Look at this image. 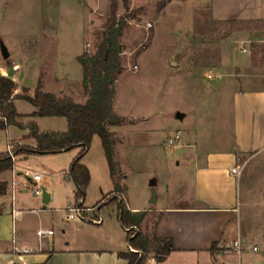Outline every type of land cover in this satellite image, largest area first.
I'll list each match as a JSON object with an SVG mask.
<instances>
[{
    "label": "rangeland",
    "instance_id": "374dc122",
    "mask_svg": "<svg viewBox=\"0 0 264 264\" xmlns=\"http://www.w3.org/2000/svg\"><path fill=\"white\" fill-rule=\"evenodd\" d=\"M56 3L57 0L50 5L45 0H0V43L4 42L10 52V58L5 60L0 51V74L6 76L10 65L18 72L21 70L23 77L17 81L15 94H21L23 88L33 93L41 80L45 92L58 97L61 91L65 92L64 96L71 93L73 99L82 102L84 92L74 84L83 76L77 55L96 52L109 18L111 1L63 0L61 10L58 8L62 13L58 29ZM118 5L117 18L124 17L126 22L120 39L124 71L117 81L114 111L126 117L121 116L125 118V126L112 129L115 161L131 205L154 207L152 198L165 194L168 175L182 172L176 165L184 163L183 156L187 152V148L182 147L186 137L183 132L199 121L194 117L198 115L194 103L207 101V117L215 123L220 118L229 122L231 111L216 100L214 91L221 80L225 84L237 73L239 83L245 82L249 78L248 67L252 74L263 75L260 81L264 82V25L214 23L210 17V0H129V11L124 9L122 0H118ZM43 14L50 15L55 22L51 31L41 29ZM147 24L152 25L149 30ZM242 45L248 53L239 51ZM211 70L219 75L217 79L206 78ZM62 77L72 82L68 89L60 83ZM14 103L23 114H29L23 115L20 123L36 122L41 132L67 131L65 119L33 118L32 105L20 100ZM179 113L187 117L179 120ZM138 123L142 126L132 131V125ZM123 131L125 141L120 144ZM177 132L181 133L178 146H169L168 139ZM14 134L11 137L14 138ZM6 137L5 130H0V153L7 150ZM20 142L22 149L34 145L32 140ZM216 143L211 146L220 148L221 143ZM102 150L100 139L95 137L82 162L89 161L93 172L83 203L85 209H92L100 201V188L105 193L112 189ZM77 154L78 150L74 149L55 155L31 154L17 158L16 165L37 171L42 176L40 186L52 194L51 202L41 211L48 223L54 216L62 219L67 206L76 203L75 185L72 180L67 181V176ZM239 165L243 166L238 180L241 230L251 236L240 258L233 255L227 259L222 255L217 264H264V149L247 156ZM7 179L10 180L9 176ZM153 181L159 182L157 187H151ZM11 194L9 191L3 198L5 205L11 204ZM108 195L102 200L106 205L115 197ZM16 202L17 209L44 206H40L42 197H34L30 191L19 194ZM93 209L99 211L105 221L109 215L116 217V208L100 210L96 206ZM86 210L87 217L94 214ZM31 218L34 222L31 220L28 227L36 229L38 219ZM154 222V218H150L143 230L153 227Z\"/></svg>",
    "mask_w": 264,
    "mask_h": 264
},
{
    "label": "crops",
    "instance_id": "0c3cea01",
    "mask_svg": "<svg viewBox=\"0 0 264 264\" xmlns=\"http://www.w3.org/2000/svg\"><path fill=\"white\" fill-rule=\"evenodd\" d=\"M45 1L47 5H50L54 4L56 0ZM56 4L58 29L62 19V13L58 8L61 10L63 0H57ZM209 8L211 20L217 24L241 22L264 25V0H210ZM54 27L55 22L52 21L50 15L43 14L41 29L51 31ZM254 46L258 45L254 43ZM82 54L77 55V58ZM15 69L13 80L17 84L23 74L20 72L21 70L18 72L16 67ZM246 71L249 78L245 82L239 83L238 78L235 77L237 73H235L232 75L233 80L225 84L221 80V83L214 89L216 98H218L216 100L231 111L232 116L229 122L220 118L215 123L214 120L207 117L205 112L207 101L202 100V104L199 101L194 103L193 107L198 108V115L194 114V117L199 121L195 122L191 129L187 128L183 132L186 137L182 147L187 148V152L183 156L184 163L176 165L182 172L168 175L165 182V194L162 197H157L155 206L134 207L131 205L127 193L124 194V199L131 212H147L142 230L145 223L150 218H154L153 227H144V232L150 235L156 234L160 239L173 241L175 251L159 264H217L218 258L222 255L227 259L233 256L227 251V245L230 242L241 239L245 245L251 236L241 230L238 180L232 175V170L247 156L257 154L264 149V82L260 81L263 75L252 74V69L248 67ZM5 75L7 76V73ZM69 81L68 77L60 79V83L66 89L72 85V82ZM74 84L84 92L83 76L81 81ZM64 94L65 92L61 91L62 97ZM68 96L74 98L71 93ZM83 96L82 102L74 100L79 104H84L87 100L85 92ZM15 106L21 116L29 115L23 114L16 103ZM34 112H36L35 108L30 115ZM121 116L126 117L125 115ZM143 121L141 122L143 123ZM142 123L133 124L132 131L138 130ZM206 123H208L207 127ZM124 124L125 122L117 127L121 128ZM117 127H112L111 133L112 129ZM5 132L7 135L6 147L9 144L23 141L28 134L26 130L13 126ZM14 132L15 137L13 138L11 136ZM224 134L226 135L224 136ZM124 138L123 131V136L118 142L123 144ZM216 142L221 143L220 148L211 146H214ZM33 143L34 145H30L31 148L35 147V142L33 141ZM75 149L79 153L80 149ZM102 152L104 155L103 150ZM82 164L89 169L92 181L93 172L89 161ZM24 169L16 165L14 170L5 172L0 178V181L6 182L9 186L13 182L19 183L15 194L16 201L19 194L28 192V185L25 181L19 182L18 180L19 178L24 179L22 175ZM8 176L10 180L7 179ZM71 180L75 185V197L76 184L70 173L67 176V181ZM158 184L159 182L156 181L154 187H157ZM122 185L124 186V181ZM113 189V183L112 189L106 193L100 188L102 196L100 201L112 193ZM50 195L49 202L53 198L52 194ZM6 196L8 194L0 196V264H127L125 260L118 257L119 253L129 250V245L127 230L119 222L116 207H111V209L116 208V217L109 215L108 220L105 221L100 215L103 219L100 225L67 220L66 214L62 219L59 216H54L52 222L48 223L41 215V211L45 209L44 206L38 209H25L24 207L17 209L15 205L19 212L13 214V196L11 194V204L5 205L3 198ZM40 206H42V202H40ZM32 216H36L38 219L36 229L28 227L31 220L34 222ZM39 229L52 230L53 235L40 240L36 235ZM213 245L216 246L212 250ZM26 250H31L33 253L25 254ZM223 264L231 263L224 262Z\"/></svg>",
    "mask_w": 264,
    "mask_h": 264
},
{
    "label": "trees",
    "instance_id": "16d2710c",
    "mask_svg": "<svg viewBox=\"0 0 264 264\" xmlns=\"http://www.w3.org/2000/svg\"><path fill=\"white\" fill-rule=\"evenodd\" d=\"M110 14L103 33L96 45V52L89 55L86 52L78 57V62L83 69V88L87 96L84 104L77 103L70 96L58 97L51 92L43 90L42 81L33 93L30 89L23 88L21 94L14 80L0 74V129L8 130L17 127L26 130L25 140H33L35 147L18 150L16 155L31 154H60L79 148L80 151L71 163L70 173L76 184L75 200H83L91 181L89 169L82 164V159L87 155L95 137L101 141L107 161L110 179L114 189L108 196L114 199L108 204L100 203L97 207H116L117 216L121 226L127 230V243L135 252L126 251L118 254L127 264H147L149 257H154L162 263L175 251L173 241L160 239L156 234L150 235L142 230L147 212L133 213L128 209L124 200L126 188L120 180V170L115 161L114 137L112 127H117L125 119L114 111V99L117 93V81L124 71L123 48L120 42L122 27L126 22L124 17L117 18L118 0H110ZM123 7L129 11V0H122ZM222 25H244L261 23H219ZM15 100H21L32 105L36 112L33 118H60L67 121L66 132H41L36 122L27 125L20 123L21 116L15 106ZM14 162L5 153H0V178L8 171L13 170ZM10 186L0 181V196L8 194ZM104 200V199H103ZM106 205V206H105ZM137 230V231H135ZM216 245H213V248Z\"/></svg>",
    "mask_w": 264,
    "mask_h": 264
},
{
    "label": "built area",
    "instance_id": "2783aa9c",
    "mask_svg": "<svg viewBox=\"0 0 264 264\" xmlns=\"http://www.w3.org/2000/svg\"><path fill=\"white\" fill-rule=\"evenodd\" d=\"M151 27H152L151 24H147L146 25V29L147 30H149ZM239 51H241L242 53H248L247 48H245V46H243V45L239 48ZM135 69H137V67H135ZM218 76L219 75H217L215 73V71H212V70L209 71L206 74V78L208 80H215V79L218 78ZM180 139H181V133L177 132L174 137L168 139V145L176 147V146H178V143H179ZM22 148H23V143L22 142L9 144L7 146L6 153L9 155V157L14 162L13 170L15 169L17 158H18V156L16 155V152L18 150H21ZM242 171H243V166L238 165L232 170V175L237 180H240V178L242 176ZM22 175L24 177L25 183L28 185L27 191L28 192L30 191L34 197L41 196L43 188H44L43 186H40V184L42 182V176L37 171H35V170H33L32 168H29V167H27V168H25L23 170ZM17 187H19V183H17V182H13L10 185V191H11L12 196H13V214H16V213L19 212L15 208V205H16V203H15L16 202V195L15 194H16ZM83 203H84L83 200H78V201H76L75 204L68 205L67 209L65 210L66 219L67 220H78V221H82V222H88V223H94L96 225H100L102 223L103 219L98 214L99 211H97L96 209H91L89 211L90 212L94 211V214H92L91 217H87L85 215V212L87 210L83 206ZM36 235L41 240L42 238H44L46 236L53 235V231L52 230L39 229L36 232ZM243 248H244V244H243L241 239H237V240H235L233 242H230L227 245L228 253L231 254V255H237L239 258L242 255ZM129 250L131 252H135L130 247H129ZM255 250H257V249L255 248ZM24 253L25 254H30V253H33V251L26 250ZM147 264H159V263L156 261V259L154 257H149V259L147 261Z\"/></svg>",
    "mask_w": 264,
    "mask_h": 264
},
{
    "label": "water",
    "instance_id": "95a60500",
    "mask_svg": "<svg viewBox=\"0 0 264 264\" xmlns=\"http://www.w3.org/2000/svg\"><path fill=\"white\" fill-rule=\"evenodd\" d=\"M0 50H1V55L3 57V59L8 60L10 58V53L7 49V47L5 46V44L3 42L0 43ZM15 66L14 65H10L9 70L7 72V78L12 79L14 78V74H15ZM185 118V115L179 113L177 114V119L179 120H183ZM156 185V181H153L151 186L154 187ZM42 204L44 205V208L46 207V205L49 203L50 199H51V195L49 192H47L45 190V188H43L42 191ZM156 202V198L155 196L152 198V203Z\"/></svg>",
    "mask_w": 264,
    "mask_h": 264
}]
</instances>
